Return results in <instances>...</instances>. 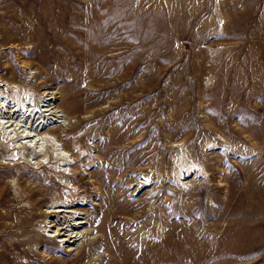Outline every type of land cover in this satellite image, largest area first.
Wrapping results in <instances>:
<instances>
[{
	"label": "rangeland",
	"instance_id": "374dc122",
	"mask_svg": "<svg viewBox=\"0 0 264 264\" xmlns=\"http://www.w3.org/2000/svg\"><path fill=\"white\" fill-rule=\"evenodd\" d=\"M0 264H264V0H0Z\"/></svg>",
	"mask_w": 264,
	"mask_h": 264
},
{
	"label": "bare ground",
	"instance_id": "6f19581e",
	"mask_svg": "<svg viewBox=\"0 0 264 264\" xmlns=\"http://www.w3.org/2000/svg\"><path fill=\"white\" fill-rule=\"evenodd\" d=\"M31 147H33V146H31ZM16 148H18V147H16ZM28 148H29V147H28ZM33 148H34V147H33ZM35 151H36V149H35ZM35 151H34V152H35ZM19 152H20V151H18V150L16 151L17 154H18ZM39 152H40V151H39ZM42 154H44V153H42ZM40 155H41V154H40ZM18 156L20 157V155H18ZM41 156H42V155H41ZM195 171H196V169H194L193 172H192L191 174H187V175H188V176H189V175L191 176ZM56 211H60V210H56Z\"/></svg>",
	"mask_w": 264,
	"mask_h": 264
}]
</instances>
